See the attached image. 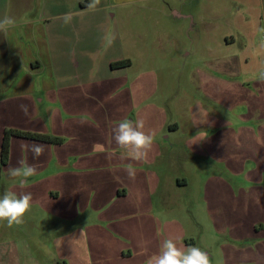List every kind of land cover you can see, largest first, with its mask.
I'll return each mask as SVG.
<instances>
[{"label":"crops","instance_id":"1","mask_svg":"<svg viewBox=\"0 0 264 264\" xmlns=\"http://www.w3.org/2000/svg\"><path fill=\"white\" fill-rule=\"evenodd\" d=\"M10 1L4 0L0 6V20L9 16L15 22L6 31L0 30V142L3 130L8 127L51 133L63 137V142L55 144L18 136L10 139L9 159L1 171L0 182L2 175L9 176L8 169L18 166L20 161L39 167L23 183L20 177L7 182V190L17 194L30 192L33 199L23 222L11 227L14 234L6 235L0 242V264H38L33 250L39 247L38 235L32 232L39 223L52 243L54 254L50 264H145L149 257L159 254L166 239H172L183 250L191 242L183 220L161 219L154 214L152 197L162 184L158 177L162 167L181 159L187 163L196 157L207 162L213 157L225 160L233 174H242L243 180L252 184L248 190L240 185L235 189L228 180L207 175L201 181L200 194L213 226L230 239L245 240L243 248L233 243L223 245L224 264L261 263L264 257V131L260 121L264 118V98H254L257 107L252 113L249 104L244 105L250 90H243L232 81L223 85L222 88L236 95V103L245 106L243 111L247 117L244 119L255 117L259 123L235 132L237 152L230 154L224 148L228 147L233 131L227 133L226 128L204 131L193 125L195 128L182 130V124L177 121L167 123L161 104L149 100L156 93V75L143 72L136 77L129 76L130 60L122 52L107 59L112 75L105 78L82 79L80 73L86 69L83 63L79 67L73 64L70 69L63 58L70 38L67 30L79 35L84 25L92 22L79 18L76 23L63 26L53 21L65 12L53 14L47 0L39 3L12 0L13 5ZM141 1L145 0H111L107 5L102 2L97 9ZM84 5L90 7L89 0ZM110 19L112 25L121 22L112 14L102 23L109 24ZM229 40L225 38L226 42ZM118 43L121 44V38ZM108 46L106 43L104 49ZM117 60H123L122 64H111ZM202 75L205 80L201 86L207 94L213 92V85H221L216 77ZM153 85L154 92L150 91ZM135 87H140L139 91L132 94ZM126 89L130 91L124 96L120 90ZM193 106H199V101ZM258 109L259 114L255 111ZM206 114V110L200 116L196 113L193 119L200 118L214 127L213 117ZM125 119L143 120L144 130L154 136L151 149L141 159H133L129 149L120 147L112 139L113 128ZM225 123L218 125L223 127ZM33 144L43 145L39 157L34 158L28 148ZM248 161L251 162L246 169ZM197 165L198 161L194 167ZM129 166L135 169L134 178L128 174ZM176 183L186 185L188 180L178 177ZM164 184L165 189L169 188ZM245 195H252V202H247ZM214 198L218 200L216 204ZM159 212L164 216L160 208ZM43 215L48 218L47 222L40 221ZM54 221L59 224L54 225ZM9 227L2 229L10 232ZM142 241L148 243L142 245ZM105 244H108L106 252ZM5 255L9 261L3 259Z\"/></svg>","mask_w":264,"mask_h":264},{"label":"rangeland","instance_id":"2","mask_svg":"<svg viewBox=\"0 0 264 264\" xmlns=\"http://www.w3.org/2000/svg\"><path fill=\"white\" fill-rule=\"evenodd\" d=\"M3 1L0 0V6ZM30 1L39 3L42 0ZM47 1L51 3L50 11L53 14L65 12L56 16L54 23L59 22L65 26L69 22L76 23L79 18L92 22L85 24L79 35L73 34L71 29L67 30L70 38L66 42L68 45L63 57L64 63L70 69L73 64L79 67V63H83L86 69L80 73L82 79L112 75L107 59L122 52L130 60L127 67L129 76L136 77L143 72L156 75V93L151 94L149 100L161 104L167 123L177 121L182 124V130L195 128L193 125L204 131L219 128H226L227 133L233 131L234 135H229L231 140L228 147L224 148L230 154L237 152L234 146L235 132L244 126L250 128L255 122V126L259 125L254 120L255 117L244 119L247 116L243 110L247 103L249 111L253 113V108L257 107L254 98H264V0H145L123 6L108 5L103 9H97L99 4L106 2L107 5L111 0H89L90 7H84L86 0ZM10 3L13 5L12 0ZM175 12L186 17L177 16ZM112 14L121 20L119 25H112L111 19L109 24H103ZM118 38H121V44L118 43ZM225 38L230 40L226 42ZM106 43L109 46L104 49ZM186 52L189 55H185ZM203 73L220 80L221 85H213L211 94H207L201 86L205 80ZM226 81L237 83L243 90H253L254 92L248 93V102L244 100V105L236 103V95L222 88ZM155 87L153 85L150 91L154 92ZM139 88L135 87L132 94L135 90L139 91ZM129 91L130 89L120 90L124 96ZM198 101L199 106H193ZM205 110L207 116L213 117L214 127L205 124L200 118L196 121L193 119L194 114L198 113L200 116ZM255 111L261 113L259 109ZM219 121L227 123L219 127ZM260 122L264 131V118ZM250 162H246V169ZM232 171L225 160L216 157L210 162L197 157L187 163L185 159H181L180 162L161 168L158 177L162 184L156 196L152 197L154 214L161 219L177 217L183 220L187 239L191 240L190 245L182 247L183 250L190 246L200 248L207 252L209 264H224L222 249L225 243H233L242 248L246 245L245 240L230 239L213 226L200 194L203 187L201 181L207 175L228 180L232 188L236 189L240 185L248 190L252 184L244 181L242 174H233ZM178 177H186L188 183L178 185ZM11 178L13 177L2 175L0 197L7 191V182ZM165 182L169 187L167 189ZM247 197L245 195L247 202H252V195ZM213 200L214 204L218 202L215 198ZM42 217L40 221H48L45 215ZM227 218L230 219V216ZM29 223L33 224L32 221ZM57 223L59 224L54 221V225ZM7 225L6 220H0V242L6 235L12 232L14 234L11 231L13 225H8L10 232L3 231V227ZM32 234L38 235L36 239L39 247L33 249L38 257V264H50L54 251L50 236L42 223L37 225V230ZM107 245L103 246L105 252L108 251ZM8 255L3 258L5 261H9ZM261 260L258 264H264V257Z\"/></svg>","mask_w":264,"mask_h":264},{"label":"clouds","instance_id":"3","mask_svg":"<svg viewBox=\"0 0 264 264\" xmlns=\"http://www.w3.org/2000/svg\"><path fill=\"white\" fill-rule=\"evenodd\" d=\"M14 20L5 16L0 20V30H7L14 25ZM143 120H122L113 128L112 139L122 148L129 149L133 159H141L154 143V136L151 132L145 131ZM34 158L39 157L43 152V145L33 144L28 146ZM38 164H29L20 161L16 167L8 169L10 177H20L23 183L28 177L35 175L38 171ZM130 177H135V169L129 166L127 169ZM32 194L23 192L17 194L12 190L4 192L0 197V220H6L9 226L21 224L25 213L30 209ZM142 245L148 241H142ZM145 264H209L207 252L198 247L190 246L185 250L177 247L172 239H166L157 255L149 257Z\"/></svg>","mask_w":264,"mask_h":264},{"label":"trees","instance_id":"4","mask_svg":"<svg viewBox=\"0 0 264 264\" xmlns=\"http://www.w3.org/2000/svg\"><path fill=\"white\" fill-rule=\"evenodd\" d=\"M123 60H117L112 62V65H121ZM13 136L34 139L45 141L49 143L60 144L63 142V137L53 135L51 133H42L30 130H24L19 128L8 127L3 130L2 138L0 142V177L3 167L7 164L9 159V150H10V139ZM0 191H1V182H0Z\"/></svg>","mask_w":264,"mask_h":264}]
</instances>
